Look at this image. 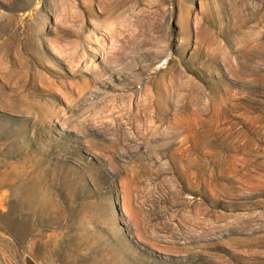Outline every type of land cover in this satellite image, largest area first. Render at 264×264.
I'll return each instance as SVG.
<instances>
[{
    "label": "rangeland",
    "instance_id": "obj_1",
    "mask_svg": "<svg viewBox=\"0 0 264 264\" xmlns=\"http://www.w3.org/2000/svg\"><path fill=\"white\" fill-rule=\"evenodd\" d=\"M264 264V0H0V264Z\"/></svg>",
    "mask_w": 264,
    "mask_h": 264
},
{
    "label": "crops",
    "instance_id": "obj_2",
    "mask_svg": "<svg viewBox=\"0 0 264 264\" xmlns=\"http://www.w3.org/2000/svg\"><path fill=\"white\" fill-rule=\"evenodd\" d=\"M21 264H38L37 261L31 257L23 258Z\"/></svg>",
    "mask_w": 264,
    "mask_h": 264
}]
</instances>
